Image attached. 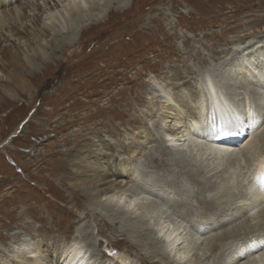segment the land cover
<instances>
[{"label":"rangeland","instance_id":"1","mask_svg":"<svg viewBox=\"0 0 264 264\" xmlns=\"http://www.w3.org/2000/svg\"><path fill=\"white\" fill-rule=\"evenodd\" d=\"M24 1L22 0L23 3ZM37 2L42 8V0H29V3H32L36 9ZM47 2L50 5L54 3L60 5L59 1L47 0ZM66 2L69 3L70 0ZM113 3L110 12L103 15L101 25L91 27L89 23H84V32L81 34L80 31L77 34L75 46L64 47L63 50L54 48L52 53L57 54L58 60L61 59L59 64L53 66L54 60L52 59L54 58H52L43 64L38 62L37 69L31 70L32 75H28L27 81H33L37 76L42 78L39 81L34 80L33 85L37 87V92L39 91L35 99H33L36 95L33 87L27 94L17 91V98L14 100L0 90L1 260L4 256H11L6 253L7 251L11 253L13 247L10 246L17 249L25 245L27 248L30 246V237L34 240L39 239L37 229L43 221H39L36 217L41 213L45 219H48L46 225H49L51 220L53 223L58 222L65 225L68 231L58 236L62 247L71 245L73 240L78 241L83 236L85 238L89 236L90 241H88L94 245L93 250H89V264H102L103 255L110 259L114 258L112 264H122L118 259L119 253L128 264H162L157 261L150 250L142 248L136 242V238L132 239V236L125 232L124 227H120L116 217L110 215L111 213L107 210L106 202L99 205L90 204L81 209L83 202L75 195L79 206H74V202L67 204L70 191L66 189L67 183L62 181V175L65 172L62 171L61 165L63 163L65 166L64 164L72 159L69 153L78 157L87 154L91 147H96L101 143L98 142L101 136L105 137L103 138L104 144H109L112 150L115 149L124 155V146L128 143V140H125L127 136L125 132L128 131L126 123L142 119V112L145 111L148 98H150L148 97L150 87L151 92L155 93L152 97H161V93L153 82L159 81L160 88L172 96L174 92L172 87L174 90L177 89L174 85L181 83L180 77L182 79L191 78L189 71L197 77L196 81L191 80L194 88L200 85L198 82L205 78L206 73H210L215 84L224 92L221 87L222 83L224 85L232 84L233 81L239 83L240 79L235 80L232 76L233 81L231 79L220 80V70L225 65L234 62V58L243 54L245 57L246 51L242 49L243 47L250 44L247 48L250 49L251 45L256 42L253 47V50L258 49L253 54H256L255 63L260 64L262 60V56L257 53L260 52L259 50L261 53L264 52V0H130L127 10L122 12L115 9L116 1ZM28 15L30 22L24 21L21 24L19 30L22 33L27 29L35 31L42 28L41 18H44L42 9ZM18 24L20 26V22ZM9 27L11 28L8 23ZM1 36L0 39L3 38V42L5 38H8V41L3 43L4 47L10 46L13 42L16 45L19 44L23 50H26L24 46H28L8 34ZM45 36L51 47L52 32H47ZM33 43L29 41V44L35 47ZM230 48L235 50L229 52ZM72 52H76L75 59L66 62ZM198 55L206 61L205 64L198 62ZM250 72L253 73L251 76L254 78H252V83L247 85L244 93L256 102L254 103L256 107H259L264 104V96H262V90L259 89V83L255 81L259 80L264 83V78L261 77L260 72L255 71L254 73L252 68ZM50 73H53L54 77L49 75ZM57 73L63 76L62 79H55ZM184 75L185 78H183ZM1 76L0 74V82L6 83ZM48 84L51 86L45 90ZM45 91L47 95L44 98L42 95ZM243 91L240 90L241 93ZM227 97L231 98L234 104L243 98V96L234 97L228 91L226 92ZM155 100L158 101L154 99L152 102ZM119 114L122 116L113 118ZM156 122L157 116L154 115L152 120L146 123L155 143L152 142L142 150L139 161L134 162L135 166L138 172L141 171V175L143 174V178L140 176L142 180L156 182L173 173L172 178L176 183L179 178L178 183L184 186L193 176L189 174L188 178L187 172L182 170L181 166H177L179 159L168 156V152L173 153L171 146L167 143L166 137L165 142H161V135H156V130H154ZM186 144L185 142L175 145L177 148L180 145L178 149H183L182 154H185L188 151ZM145 154L149 155L146 159L142 158ZM203 160L201 162L207 170L206 168L195 169L196 172L193 171V173L201 175V182L204 185L215 187L216 182L221 183L218 181L222 169L226 166L218 168L211 165L213 164L211 159ZM238 162L236 163V183L233 184L234 187L228 186L231 192L228 190L227 195L224 189L212 192L214 201L224 195L226 200L222 198L223 202H220L219 206L227 203L225 201L228 200V204L234 207L238 201L237 196L242 192V186L251 177L246 159L241 157ZM194 177V180L199 181L198 176ZM157 184L160 186L159 183ZM196 188L194 190H197ZM208 192L211 191L208 190ZM194 200L192 198V201ZM76 209L80 210L76 212ZM168 210L167 216L178 219L174 211L169 209V205ZM21 213H24L23 217L18 219ZM139 213L140 210H133L129 214L134 219ZM224 215L228 216V214ZM226 216L220 217L219 214H214L210 216V219L212 218L211 222L217 223L223 218H229ZM147 219L146 217V221ZM183 226L187 227L186 222H183ZM259 228L263 229L264 225L257 226L251 231L242 230L241 234L253 235L256 234L255 231H259ZM138 229L141 230V228ZM153 229L156 228L153 227ZM153 229L151 232L154 231ZM183 235L185 238H181V241L184 244L176 249L180 253L184 249L189 250L187 245L185 248L189 240L188 236ZM199 244L201 247V242ZM212 244L218 249L216 252L211 249L207 252L209 257L207 264H222L223 260L220 258L226 242L220 243L217 238ZM111 245L114 249H111ZM198 246L188 256L187 264H200L203 260H198V257L207 250L201 253V250H197ZM119 250H124V252ZM178 258L179 256L171 259H175L173 264H181L183 260Z\"/></svg>","mask_w":264,"mask_h":264},{"label":"bare ground","instance_id":"2","mask_svg":"<svg viewBox=\"0 0 264 264\" xmlns=\"http://www.w3.org/2000/svg\"><path fill=\"white\" fill-rule=\"evenodd\" d=\"M52 1H59L60 5L54 2L53 5H50L47 0H42L43 7L41 8L37 2L36 9L32 3H29V0H25L24 3L22 0H0L1 37L8 34L23 44H28V46H24L26 50H23L19 44L16 45L15 42L4 47L3 43L7 42L8 38H5L4 42L3 38L0 39V74L2 80L4 79L6 82H0V90L12 100L17 98V91L27 94L31 87L35 89L36 95L33 96L35 99L39 91L37 92V87L33 83L34 80L39 81L42 78L37 76L33 81H27L28 75H32L31 70L37 69L39 63H46L52 58H54L52 59L54 60L53 66L59 64L61 59L58 60L57 54L53 55L54 48L63 50L64 47L75 46L77 34L80 31L81 34L84 32V23H89L91 27L101 25L103 15L110 12L113 1H116L115 9L119 12L127 10L130 2V0H70L69 3L66 0ZM38 9H42V14H44V18H41V26L44 30L42 28L35 31L27 29V31L24 30L25 33H22L19 30L21 24L24 21L30 22L28 14ZM8 23L11 28H8ZM47 32H52L51 47L46 41L45 34ZM30 40L34 42L35 47L29 44ZM254 44L251 45V50L247 49L250 44L242 48L246 51L245 57L243 54L234 58V62L232 61L231 64L225 65L220 70V80L240 79L239 83L233 81L232 84H225L226 86L222 83L221 87L225 93L218 88L210 73H206L205 78L200 80L201 83L198 82L200 85L194 88L191 80L196 81L197 77L189 71L191 78L182 79L180 77L181 83L174 85L177 89L174 90L172 87V91H174L172 96L160 88L159 81L153 82L161 93V97H152L155 93L151 92L152 88L150 87V91H148L150 98H148L145 111L142 112V119L126 123L129 134L126 130L125 140H128V143L124 146V155L115 149L112 150L109 144H104L103 138L105 139V137L101 135L98 139V142L101 143L96 147H91L87 154L78 157L69 153V157L72 159H69L67 164H64L65 166L63 163L61 165L62 171L65 172L62 175V181L67 183L66 189L70 191L67 204L74 202V206H79L75 195L83 202L80 206L81 209L90 204L99 205L106 202L107 210L111 213L110 215L116 217L120 227H124L126 230L124 231L128 232L132 239L135 240L136 238V242L142 248L150 250L157 261L162 264L175 263V259H171L177 258V256L183 260L181 264H187L189 262L188 256L197 245H199L197 250H201V253L207 250L198 257V260L203 259L200 264H207L209 261L207 252L210 249L216 252L218 249L212 244L213 240L217 238L220 243L226 242L225 246L223 245L224 251L220 250L222 252L220 258L223 260L222 264H264V228H259V231H255L256 234L253 235L244 236L241 234L242 230L251 231L257 226L264 225L262 223L264 222V190L261 189L258 179L264 175V104L260 102L262 106L256 107L254 104L256 102H253L244 93L247 85L251 84L252 78H254L251 76L253 73L251 74L250 68L253 69L254 73L255 71L260 72L261 77L264 78V52L261 53L259 50L260 52L257 54L262 56V60L260 64L255 63L256 54H253L258 49L253 50ZM234 50L230 48L229 52ZM75 56L76 52H72L67 57L66 62L72 61ZM197 60L200 64L206 62L199 55ZM253 64L254 67L256 66L255 68ZM49 75L54 77L53 73ZM177 75L175 73V76ZM232 76H234L233 79ZM62 77L59 73L55 74V79H62ZM255 82L259 83V89L262 90V96H264V83L259 80ZM50 86L48 84L45 90H48ZM240 90L244 91L241 93ZM227 91L234 97L243 96V98L234 104L231 98H226ZM46 95L45 91L42 96L45 98ZM154 99H157L158 101L155 100V102L158 103L152 102ZM230 101L231 103H229ZM154 115L157 116L154 127L156 135H161V142H165L166 137L167 143L171 146L173 153H169L165 148L168 156L179 159L177 166H181L180 168L187 172L188 178L191 174L193 177L198 176L199 181L190 177L189 183L187 182L185 183L186 186L184 184L182 186L181 183H178L180 182L178 181L179 178H177V183L172 178V172V174L168 173L169 176L166 178H160L162 179L160 182H157L160 179L156 182L142 180L143 174L141 175V171L138 172L134 162H138L142 150L154 142L146 124L152 120ZM119 116L122 114L113 118ZM185 142L188 151L186 152L184 149L186 153L182 154L183 149H178L180 145L177 148L175 144ZM146 157L149 155L145 154L142 158L146 159ZM241 157L246 159L251 177L242 186V194L236 195L238 201L234 207L232 204H228V200L225 201L227 203L219 206V203L223 202L222 198L225 199L224 195L214 201L212 192L214 190L219 192L223 189L226 190V195L228 190L231 192V188L229 189L228 186L232 187L236 183V163ZM208 158L212 160L213 164L211 165L215 167L226 166L223 168L224 170L221 168V181H218L221 183L217 184L216 182L215 187L211 184V186L204 185L201 182V175L193 173L195 169L203 170L206 168L207 170L201 160L207 161ZM194 186L197 187V190H194ZM208 190L211 192L209 193ZM192 198L195 200L192 201ZM168 205L178 219L166 215V212H169ZM78 210L80 209L75 211ZM133 210H140L138 217L134 219L130 217ZM23 214L21 213L18 219H21ZM214 214H219L220 217L228 214L226 217L229 218H223L221 221L213 223L210 216H214ZM146 217L149 222L146 221ZM261 217L262 220H260ZM36 218L43 221L37 229L39 239L34 240L30 237V246L27 248L25 245L23 248L17 249L10 246L13 247L11 253L8 251L6 253L11 254V256L2 257L0 264H89V250L94 248L93 243L89 242V236L86 238L83 236L78 241L73 240L71 245L62 247L58 238L68 231L65 225L58 222L53 223L52 220L49 225H46L48 219H45L41 213L37 214ZM226 219L229 220L225 221ZM181 220L186 222L188 228L183 226ZM105 226L109 228L108 225L105 224ZM138 228L141 230L139 231ZM43 229L44 231H42ZM152 229L153 232H151ZM183 234L188 236L189 240L185 244V248L187 245L189 250L184 249L185 251L180 253L176 249L179 245L184 244L181 241V238H185ZM111 249H114V246L111 245ZM4 250L6 251V249ZM122 251L124 252V250ZM119 256L118 259L122 264H128L121 253ZM102 258L104 261L102 264H112V260H114V258L110 259L104 255Z\"/></svg>","mask_w":264,"mask_h":264},{"label":"snow or ice","instance_id":"3","mask_svg":"<svg viewBox=\"0 0 264 264\" xmlns=\"http://www.w3.org/2000/svg\"><path fill=\"white\" fill-rule=\"evenodd\" d=\"M260 180V187L262 190H264V175L258 178Z\"/></svg>","mask_w":264,"mask_h":264}]
</instances>
